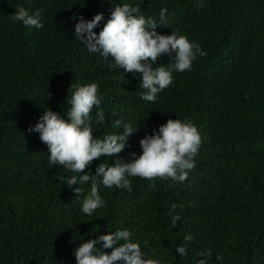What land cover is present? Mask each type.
Returning <instances> with one entry per match:
<instances>
[{
  "label": "trees",
  "instance_id": "1",
  "mask_svg": "<svg viewBox=\"0 0 264 264\" xmlns=\"http://www.w3.org/2000/svg\"><path fill=\"white\" fill-rule=\"evenodd\" d=\"M124 2L146 17L166 7L174 23L157 32L177 31L207 51L190 70L173 72L155 103L140 98L139 74L110 67L72 35L79 17L103 13L106 21L110 4ZM17 4L39 10L43 27L14 22ZM92 81L105 112V125H92L94 137L117 131L110 122L121 115L140 121L110 164L139 155L145 132L169 118L195 123L201 144L184 182L156 178L149 187L131 177V191L101 186L105 206L91 217L80 212L89 185L75 197L65 186L69 173L48 164L46 145L28 128L46 107L63 113L70 83ZM104 159L84 171L94 174ZM117 228L167 264H264V0H0V264H75L82 239ZM189 233L188 255L180 257L175 248ZM204 250L211 255L202 257Z\"/></svg>",
  "mask_w": 264,
  "mask_h": 264
},
{
  "label": "clouds",
  "instance_id": "2",
  "mask_svg": "<svg viewBox=\"0 0 264 264\" xmlns=\"http://www.w3.org/2000/svg\"><path fill=\"white\" fill-rule=\"evenodd\" d=\"M110 5L112 10L106 21L103 13L95 14L90 20L81 16L71 25L72 35L88 53L108 61L110 67L123 69V74L131 73L133 77L139 74V87L143 89L139 95L143 101L155 103L159 94L172 84L173 72L190 70L198 56L207 55L198 43L177 31L170 34L157 32L158 28L168 29L174 23V14L166 7H161L158 15L146 17L130 2ZM11 18L29 28L43 27L39 10L30 14L19 4ZM101 21H104L102 27ZM98 27V33L93 31ZM162 56L169 57L167 64L157 63ZM69 92L71 95L66 97L67 107L63 113L46 107L28 131L38 133L40 141L46 145L48 164L61 166L69 173L64 177L65 186L72 189L75 197H81L82 186L89 185L88 193L82 195L80 203L82 214L91 217L105 206L101 186L131 191V177L147 179L149 187L156 178L173 184L186 180L194 168L193 158L201 144L200 133L190 118L167 119L151 134L145 132L139 140V155L132 152L129 161L116 159L110 164L108 158L117 156L128 146V137L138 130L140 121L134 116L121 115L110 122L117 131L106 132L102 138L101 135L94 137L92 125H105V112L100 107L103 94L98 83H70ZM101 156L105 159L95 167L94 174L84 171ZM73 185L78 186L73 188ZM171 207L177 205L174 203ZM179 219V214L173 215L171 226L175 227ZM192 241L193 236L185 234L175 252L180 257L187 256ZM73 255L75 264H167L163 256L145 251L128 228H117L86 242L82 239ZM200 255L207 257L211 252L204 250ZM222 259L217 253L216 260ZM197 264H206V261L200 259Z\"/></svg>",
  "mask_w": 264,
  "mask_h": 264
}]
</instances>
